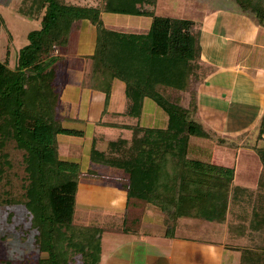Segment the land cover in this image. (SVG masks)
<instances>
[{
    "label": "trees",
    "instance_id": "trees-1",
    "mask_svg": "<svg viewBox=\"0 0 264 264\" xmlns=\"http://www.w3.org/2000/svg\"><path fill=\"white\" fill-rule=\"evenodd\" d=\"M233 1L264 27V0ZM156 3L21 1L18 13L39 19L40 28L28 34V44L18 51L12 67L9 57L0 60V207L26 211L28 230L33 232L32 255L37 257L30 264H75L77 258L81 264H100L103 230L74 223L78 183L85 174L78 163L60 159L57 142L59 135L84 134L64 127L57 110L58 74L65 63L59 53L85 20L96 30L90 87L104 95L103 113L114 83L120 81L127 99L122 116L139 119L145 99L167 116L164 128L119 125L131 131V138L110 140L104 151L93 141L90 163L118 171L128 200L145 201L171 220L180 216L219 224L226 220L234 171L187 155L190 138L210 136L194 117L198 86L213 67L201 59L194 22L158 16ZM104 13L143 16L151 22L145 33L111 30L102 23ZM256 127L259 143L253 149L262 166L259 184L264 186V108ZM10 149L21 153L20 161ZM16 162L23 169L21 177L13 171ZM92 171L87 175H94ZM242 260L264 264V251L243 253Z\"/></svg>",
    "mask_w": 264,
    "mask_h": 264
},
{
    "label": "rangeland",
    "instance_id": "rangeland-1",
    "mask_svg": "<svg viewBox=\"0 0 264 264\" xmlns=\"http://www.w3.org/2000/svg\"><path fill=\"white\" fill-rule=\"evenodd\" d=\"M21 1L22 0H0V60H5L9 57L10 67L15 63L18 51L28 44V34L31 31L40 28L39 19H28L18 13ZM67 1L74 5L99 6L102 0ZM155 12L158 16L193 21L195 25L194 28L200 33L199 38H201L205 26H212L211 30L213 32L211 33H214L215 37L222 36L224 38L227 36L231 40H234L236 37L240 38L241 35L246 32L245 37H247V41L250 40L252 34L256 35V32L259 29V24L257 23L255 16L243 12L233 0H157ZM101 16L102 23L106 28L135 34L145 33L151 22V19L143 16L136 17L110 13H104ZM205 19L208 20L207 23L206 21L204 22ZM252 25L257 26L255 31ZM249 28H251L249 33L252 32L250 34L247 31ZM261 31H264V29L261 28ZM79 36V32L77 34L76 30H73L69 39V47L59 53L65 58V65H63L61 72L58 74V84L61 88H66V85L68 84H73V87H82L83 84L87 85L91 81L92 61L90 57L84 58L79 56L81 51L78 44ZM219 45L221 46L218 53L219 59H223L226 51L234 46V44L223 40ZM258 49L259 48L254 47L253 56L244 57L240 64H245L250 66V68L258 67L259 65L256 66V61H254ZM7 52L9 53L8 55ZM258 58L260 60V56H258ZM239 73H241L239 70L223 72L219 69V71L216 70L215 73H213V76L209 78L207 84L208 95L219 98L218 101H212L210 107L222 108L224 106L221 102L225 101L227 104L229 103L228 107H231L229 112L231 114L235 113L236 116H233L234 120L233 118H226L231 124H223V122H225L224 120H218L220 123H218V131L216 132L205 126L207 124L202 119V115L199 116V110H197L198 115L196 113L194 118L197 122L200 121V124L210 136L206 140L196 137L190 138L187 154L188 158L200 160L205 163V165L221 166L234 170V188H232L228 197V220L224 221V224L217 223L218 225L201 220L200 222H203V229L199 228V231L196 229V232H191L192 229H190V227L184 228L180 225L188 223V220L193 223L195 220L193 218L180 216L176 220H171L161 211V209L157 207L154 208V206L152 207L145 201L137 199L129 200L127 207L124 208V202L122 199L120 200V198H117V194H112L114 195L112 200L113 203L108 199L104 200L105 197L103 196V194H105L104 192L112 189L111 186H114L113 184L117 185L118 180L116 171L112 170V168L106 170L98 168L97 171H92L94 172V175L89 176L87 175V171L90 169H88L85 171V175L83 177L81 176V178L97 181H87L89 184L86 182L82 183L84 186L82 185L80 187L76 197L79 202H76L74 223L89 227L96 226L103 230L101 235L103 240L101 241L102 257L100 256V264H143L142 257L147 254V251L150 256H159L161 252L165 253L170 251L169 247H165L167 244L161 249H159L158 246H152L149 248L150 250L146 247L145 240L148 235L143 232L153 230L159 231V226L164 227L167 230H173L174 232L176 229H181L183 233H187V239H196L201 242V249L198 248L196 252L189 253L187 250L189 241H187L185 246H181L182 248H180V251L185 254V258L183 259V257L174 256L173 260L175 263L173 264H210L211 261L207 254L210 253V250L213 247L210 249L207 247V244L214 245L215 243L218 244L220 242L222 244L226 242L227 244L225 251L223 253L221 252L222 258H218L217 260L219 261V264H244L242 254L245 253L243 251H245L246 248L243 247V251L236 248L239 251L237 253L233 252L234 250L228 245L231 243L229 237L243 231L244 225H246L247 230H250L251 234L256 233L254 235L256 240L254 241L253 246L255 250L259 252V249L264 247L262 246V240H264V228L255 225L256 221L259 219V213L264 214L262 210H259V205L264 208V186H260L259 184L261 173L260 161L253 149L254 146L259 143L256 144L257 127L256 124H254L257 117L252 116L253 113L257 115L258 112H260V109L256 111L259 104V97L256 92L253 93L254 91L250 90L251 86L248 83L250 78L242 73L243 76L240 77ZM93 97V105L100 103L103 104V97L101 94L93 92ZM110 102L109 108L113 113L118 112L119 114H115V117L113 118L108 116L105 120L113 119L114 121L119 122L123 119L127 121H121V123H128L129 121L133 126L139 125L142 127L157 128H164L167 124L166 114L157 107L153 101L148 99L145 100L146 103L144 106V117L146 119L144 117H140L138 120L131 117L124 118L121 113L126 107L127 99L124 93V84L120 81H116L113 86ZM247 104H249V106H247ZM58 106V115L65 116L60 102ZM151 107H154L155 113L153 114L155 115V118L156 116L158 117V113L160 118L156 119L157 123L149 125L150 120H147V118L149 119V117H153V114L149 112ZM94 109L95 112L96 107ZM206 109L207 108L205 107L202 108L204 111ZM75 110H77V108ZM70 112L75 113L77 111H69V114ZM78 113L79 112L75 114ZM214 123L216 124L217 121ZM63 126L71 129H84V126L78 122H65ZM99 129L101 131H106L103 134L100 132L103 135L104 140L103 142L99 141L97 149L101 151L104 150L108 140H115L118 137L123 138L126 136L128 139L131 138V134L127 135V132H122L121 134L117 129ZM229 129H231V131H229ZM96 132L98 133V131ZM69 140H77V142L68 143L67 141ZM79 140L80 138L78 137L66 135L57 136V142L59 150L61 148L62 157L68 159L79 156L82 157L81 155L84 153L82 148L85 147L87 141L82 140L81 145ZM10 153L15 161H20V152H13L10 149ZM13 171L17 172L20 177L23 176V169L17 162L15 163ZM17 181L18 180L14 179L13 182L16 184ZM99 186L104 188L100 189ZM88 187L94 192L95 197L94 201L91 203L87 202L86 204L85 201L88 200V196L86 197L87 190H89ZM110 195L111 194H108V197ZM147 206H150L149 208L151 212V209H153L150 217L153 219L155 218V221L158 220L157 213H162L161 218L163 217V219L160 225H147L146 220L148 217L146 218V215H150V212L147 210L144 211ZM156 208L158 212L155 210ZM10 213L12 214V217L9 216ZM206 226L210 227V231L205 229ZM213 227L214 230L211 231V228ZM241 240L242 239L239 236L238 239H234L236 243L231 244L239 246ZM184 247H186V249H184ZM194 249L196 248L194 247ZM33 251V232L28 230L26 211L18 207H0V264H30L33 258L37 259V257H34L35 255H32L34 254ZM231 254L234 255L232 256ZM210 258L211 260L213 259L212 257ZM152 259L153 257L150 258V260ZM5 261H7V263ZM177 261L178 263H176ZM75 264H81L78 258L76 259ZM148 264L170 263L165 256H162L160 262L153 261Z\"/></svg>",
    "mask_w": 264,
    "mask_h": 264
},
{
    "label": "crops",
    "instance_id": "crops-1",
    "mask_svg": "<svg viewBox=\"0 0 264 264\" xmlns=\"http://www.w3.org/2000/svg\"><path fill=\"white\" fill-rule=\"evenodd\" d=\"M136 17H140V16H136ZM101 18H102V16H101ZM205 21L207 23L208 20L205 19L204 22ZM253 27H254L253 29L255 31V28H257V26H253ZM261 28L264 29V27L259 26V29L256 32V35L252 34V36L250 37L249 41H247V39H246L247 37H245V35H246L245 33L246 32H244L241 35L240 38L236 37V38H234V40H231L227 36L223 38L222 36H218L217 35L218 37H215L214 33H211V32H213L211 30L212 26H210V27H206L205 26V28L203 30V33L201 34V38H200L201 59H202V61L204 63H206V64H208V65L213 67V72L206 78L205 82H203L202 84H200L198 86V89H197V106H198V110H199V116L202 115L201 116L202 119L207 124L205 126H207L209 129H212L213 131L214 130L216 132L218 131L217 127L219 125L218 123H220L219 121L224 120L225 122H223V124H231L230 122L227 121L226 118H233V116L234 117L236 116L235 113H233L234 114L233 115V114H231L229 112V109L231 107H228L229 103L227 104L225 101L221 102L223 104V106H224L222 108L210 107V103L212 101L213 102L214 101H218L219 98H215V97H212V96L208 95V91H207L208 86H207V84H208L209 78L211 76H213V73H215L216 70L219 71V69L221 71H223V72L224 71L231 72V71H235V70L238 71L239 70V72H241L242 74H246L247 77L250 78L249 81H248L249 85L251 86L250 90H253L254 91L253 93L256 92L258 97H259V100H258L259 104L257 106L256 111H258L260 109V112H258L257 115L255 113L252 114V116H254V117L256 116L257 117V119L254 121V124H257V122L259 120V117H260V115H261V113L263 111V108H264V99H263L264 98V31H261ZM250 29L251 28H249L247 30L248 33H249ZM75 30H76L77 34H78V32L80 34V36L78 38L79 39L78 44H79V46L81 48V51L79 50L81 54L78 52L79 56L80 57H84V58L90 57L93 54L95 41H96V30H95V27L90 22L85 20V21H82ZM120 31H122V30H120ZM208 32H210V33H208ZM250 33H252V32H250ZM260 34H262V35H260ZM222 40L223 41H227L228 43L230 42V43L234 44V46L229 48L230 50L226 51V53L223 56V59H219L218 53H219V49L221 47L219 45V43ZM69 43H70V40H69ZM69 43H68L67 48L69 47ZM213 43H215V44H213ZM254 47L259 48L257 53L256 54L254 53L255 56H256V59L254 60V61H256L255 65L256 66L259 65V66L250 68V66H247L245 64H240L244 57H249L251 55L253 56V48ZM258 56H260V60H259ZM241 73H239L240 77L243 76ZM72 85L73 84H70V85L68 84V85H66V88H61L60 85H59V102L61 103V107H62V109L64 111V115L65 116H59V115L58 116L63 118V119H65L63 121V124L65 122L66 123L78 122V123L82 124L84 126V129H76V130H81V131H83L84 134H83L82 137H78V138H80V140H79L80 143L82 142V140L83 141L86 140L87 142L85 144V147L82 148V150L84 152L81 155L82 157L79 156V157H74V158H71V159L62 157L61 148L59 150V157H60V159L65 160V161H72V162L78 163L79 166H80V169H81V171L83 173H85V171H87L88 169L93 170V171H97L98 168L106 170V169H108V167H100V166H97V165H93L89 161V153H90V148H91V145H92L93 141H95V146H96V148H98L99 141L103 142V140H104L102 134L104 132H106V131H101L99 128H103V130H106L107 128H109V129L113 128V129H117L118 132H120L121 134H122V132H127V135H128V134H131V131L128 130V129H125V128H120L119 125H127V126H133V125L129 121H128V123H121V121H125V122L127 121V120H123V119H121L119 122H116L113 119L112 120L111 119L105 120L106 117L109 116V117L113 118V117H115V114L118 115L119 113L118 112H115V113L112 112V110L109 108L110 107V103H111L110 101H109V105L107 107L106 112L103 113L104 95L102 93H99V92H96V91L92 90L91 87H90V82L87 85L83 84L82 87H73ZM93 92H96V93H99V94L102 95V97H103L102 103L103 104H101V103L97 104L98 106L92 104V100L94 98L93 97ZM252 95L255 96L254 94H252ZM145 100H144L143 111H142V115H141L142 118L144 117V106H145V103H146ZM59 102H58V105H59ZM247 106H249V104H247ZM95 107H96V111L94 112V110H95L94 108ZM203 107L207 108L206 109L207 111L206 110L205 111L202 110ZM58 108H59V106H58ZM76 108H77V110H75ZM124 110H125V108H124ZM124 110H123V112H124ZM69 111H77L79 113L75 114L77 112H75V113L74 112L73 113L70 112V114H69ZM149 112L151 114L155 113L154 107H151ZM197 115H198V113H197ZM230 115H231V117H230ZM123 117L124 118H128L126 116H123ZM158 118H160L159 117V113H158V117L156 116V118H155L154 114H153V117H149V119L147 118V120H150V124L149 125L157 123L156 119H158ZM233 120H234V118H233ZM216 121H217V123L215 124L214 122H216ZM199 123H200V121H199ZM66 128H69V127H66ZM96 131H98V133ZM229 131H231V129H229ZM100 132H102V134ZM99 134H100V136H99ZM71 137H73V136H71ZM123 138L128 139L127 136L123 137ZM202 140H206V139H202ZM109 141L110 140H108L106 142L104 150L106 149L107 143ZM67 142L68 143L69 142L72 143V142H77V140H69ZM81 145H82V143H81ZM261 168H262V166L260 164V170H261ZM109 169H111V168H109ZM112 170H114V169H112ZM260 170H259V173H260ZM116 173H117V180H118V179H120L121 175H120V173L118 171H116ZM87 181L96 182L97 180H93V179H89L88 180L87 178L86 179L80 178L79 183H78L77 194H78V192L80 190V187L82 185L84 186V184H82V183L86 182L87 184H89ZM113 185L114 186H111L112 189H110V191L108 190L107 192H104L105 193V194H103V196L105 197L104 200L108 199L109 201H111L113 203L112 200H113V196L114 195H112V194H115V195L117 194L116 195L117 198H120V200L122 199V201L124 202V206L123 207L126 208L128 203H129V200L126 197L125 191H123L120 188V183L118 181H117V185L116 184H113ZM99 188L101 189V188H104V187L99 186ZM88 189L89 190H87L88 192L86 194V197L88 196V198H87L88 200L85 201L86 204H87V202L91 203L92 201H94V197H95L94 196V192L91 191V188L88 187ZM108 192H113V193H108ZM77 194H76V197H77ZM108 194H111V195L108 197ZM77 201H78V199H76V202ZM100 203H101V199H100ZM102 203H103V201H102ZM149 207L147 206L145 208V210H144V211L147 210L148 212H150V215H148V214L146 215V218L148 217V219L146 220L147 221V225L148 226L149 225L150 226L160 225L162 223V219H163V217L161 218L162 213L159 214V212L157 211V208L155 209L158 212L157 213L158 220L155 221V218L153 219V218L150 217L152 212H153V209H151L152 210V212H151ZM259 207H260L259 210H262L264 212V208H262L260 205H259ZM75 210H76V207H75ZM259 215H260L259 219L256 221L257 224L255 223V225H259L260 227L264 228V214L263 213H259ZM227 216H228V214H226V220L225 221L228 220ZM200 221L201 220L195 219L194 220L195 223L194 222L192 223V221L188 220V223H183V224L180 223L181 224L180 226L184 227V228L190 227V229H192L191 232H196V229H197V231H199V228L203 229V225H202L203 222H200ZM199 223H201V224H199ZM224 223H222V224H224ZM218 224L215 223V225H218ZM192 225H193L194 228L192 227ZM163 228L164 227L159 226V229H160L159 231L153 230V231H145V232H143L146 235H148L146 237L145 243H146L147 249H149L152 246H158V248L161 249L163 246H165L167 244L165 247H169V249H170V251H168L169 253L168 252H165V253L161 252L159 254V256H150V254L147 251V254L142 257L143 258L142 259L143 260V262H142L143 264H148L149 262H153V261L160 262V259L162 258V256H165L167 258V261H169L170 264L175 263L174 260H173L174 256L183 257V259H184L185 258V254L180 251V248H182L181 246H185V243L187 241H189L188 246H187V250L189 251V253L190 252H196V250L198 248H200V249L202 248L200 246L201 242L197 241L196 239L195 240L194 239L190 240V238L187 239L186 238L187 237V233H183V231H181V229L180 230L176 229L175 232L172 230L168 234L167 229H165V228L163 229ZM230 228H231V226H230ZM249 228H250V226H249ZM205 229L210 231V227L209 226H206ZM211 229H212L211 231H213L214 227L211 228ZM255 234H251L250 230H247L246 229V225H244V230L243 231L239 232L238 234H236V235H234L232 237H229L231 243H236V241H234V239H238L239 236H240L242 240H241L239 246H235L234 244H231V243H229L228 245L232 248V250H234L233 252H237V253L239 252L238 249H236V248H239V249H241V251H243V247L246 248L245 251H243L245 253L248 252V251L249 252H255V251H257L253 247L254 246V241L256 240V237L254 236ZM102 240L103 239H102V236H101V241ZM183 240H184V242H183ZM262 241H263L262 242V246H264V240H262ZM223 244L221 242L218 243V244L215 243L214 245L207 244L208 248L211 249L213 247L210 250V253L207 254L209 259H210V261H211L210 264H219V261H217V260H218V258H222L221 252L223 253L225 251V247H226L227 243L224 242ZM194 247L196 249H194ZM250 247H253V248H250ZM184 249H186V247H184ZM261 250L264 251V247H261L259 249V252ZM152 257H153V259L150 260V258H152ZM210 257H212L213 259L211 260ZM199 258H200V256H199ZM209 259H208V261H209ZM179 262H181V261H179ZM100 263H101V259H100ZM176 263H178V261Z\"/></svg>",
    "mask_w": 264,
    "mask_h": 264
}]
</instances>
